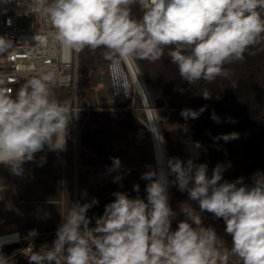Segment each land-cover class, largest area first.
I'll list each match as a JSON object with an SVG mask.
<instances>
[{"label": "clouds", "instance_id": "9594fccd", "mask_svg": "<svg viewBox=\"0 0 264 264\" xmlns=\"http://www.w3.org/2000/svg\"><path fill=\"white\" fill-rule=\"evenodd\" d=\"M133 5L139 6L138 18L132 14ZM30 10L49 29L46 36L34 37L41 45L50 42L54 49L77 54L103 48L109 60L149 62L160 60L167 48L180 78L192 87L202 80L228 77L226 64L244 61L246 52L254 54L249 50L264 42V0H31ZM11 47L10 40L0 37V53ZM61 82L56 73L41 69L14 97L0 86V166L10 175L24 178L27 163L43 167L46 155L37 160L36 154L45 147L65 150L70 125L78 115H72L67 101L56 99L53 89ZM201 96L212 98L207 90ZM204 110L186 108L180 115L197 119ZM212 119L219 120L215 113ZM221 138L234 140L239 134ZM194 145L201 148L199 142ZM110 159L108 171L119 172L120 159ZM168 167L171 181L150 169L141 174L147 181L146 198L139 195V184L133 185L135 197L115 191L99 217L88 216L98 205L97 198L72 201L60 214L49 246L35 249L38 233L35 229L28 233L29 264H228L229 257H236L238 264H264V172L253 173L252 183L246 184L243 176L223 178L230 162L217 163L210 172L206 163L173 157ZM122 179L118 174L113 182ZM170 184L187 193L179 212L169 204ZM7 190V185L0 187V192ZM205 212L223 220L230 248L212 225H205ZM93 219L95 226L90 227ZM0 264H9L2 252Z\"/></svg>", "mask_w": 264, "mask_h": 264}, {"label": "rangeland", "instance_id": "374dc122", "mask_svg": "<svg viewBox=\"0 0 264 264\" xmlns=\"http://www.w3.org/2000/svg\"><path fill=\"white\" fill-rule=\"evenodd\" d=\"M132 14L137 18L141 15L138 5L132 6ZM19 24L27 27L28 21L21 18ZM168 51L166 48L156 62L135 60L158 110L167 165L173 157L183 161L193 158L196 163H206L211 172L217 163L230 162L223 178L233 181L243 176L245 183L251 184L253 173L264 172V42L249 50L254 54L246 52L244 61L226 64L228 77H217L210 83L202 80L193 87L180 78ZM104 53L99 48L78 54L77 100L73 92L53 89L56 99L67 101L72 115H78L70 125L65 150L45 154L47 162L43 167L25 164L24 178L10 175L1 166L0 187L7 185L8 190L0 192V235L19 233L26 239L35 229L38 235L34 247L38 250L55 239L60 214L68 211L72 201L84 203L97 198L98 205L88 212L92 218L103 214L115 191L135 197L133 185L139 184V195L146 198L147 181L141 179V174L150 169L156 171L148 120L138 99L132 98L122 107L112 102L108 67L119 58L109 60ZM205 90L212 95L211 99L201 96ZM202 107L205 110L197 119L185 120L180 115L182 109L199 111ZM213 113L218 121L212 119ZM233 132L239 134L238 139L221 138ZM197 142L201 144L199 150L194 145ZM111 157L120 159L119 172L108 171ZM169 171L168 167L171 181L174 177ZM118 174H123V179L114 183ZM85 190L87 196L82 198ZM187 199L186 192L169 185L173 210L179 212V204ZM193 207L199 210L195 203ZM202 216L205 225H212L225 241V247L230 248L223 220L214 219L207 212ZM94 226L93 219L90 227ZM172 228H176V221ZM0 252L9 258V264H29L30 253L23 252L21 246L0 247ZM228 264H238L237 258L229 257Z\"/></svg>", "mask_w": 264, "mask_h": 264}, {"label": "built area", "instance_id": "2783aa9c", "mask_svg": "<svg viewBox=\"0 0 264 264\" xmlns=\"http://www.w3.org/2000/svg\"><path fill=\"white\" fill-rule=\"evenodd\" d=\"M30 9L31 0H0V37H5L12 42L11 48L0 53V79L4 81L0 86L15 96L27 78L43 69L56 73L59 80L62 81L55 88L73 92L74 98L77 100L78 54L75 52L64 53L58 47L54 49L50 42L47 45H41L39 40H35V36H46L49 29L43 19ZM21 18L28 21L27 27H22L19 24ZM115 64L116 62L111 63L108 67L111 97L117 107H122L132 99V96L130 93L120 90L117 85L114 78ZM48 153H52V151L45 147V150L37 153L36 156ZM8 234H16L17 239L11 244L0 247L21 246L23 252L29 253L27 247L30 243L29 240L22 238L19 233Z\"/></svg>", "mask_w": 264, "mask_h": 264}, {"label": "bare ground", "instance_id": "6f19581e", "mask_svg": "<svg viewBox=\"0 0 264 264\" xmlns=\"http://www.w3.org/2000/svg\"><path fill=\"white\" fill-rule=\"evenodd\" d=\"M114 78L120 90L130 93L132 98L138 99L141 102L148 120L149 130L153 142L156 172L158 175L163 173L168 179L166 148L160 131L158 110L150 89L145 82L135 60L119 59V61L115 64ZM16 239V234L0 235V246L11 244Z\"/></svg>", "mask_w": 264, "mask_h": 264}]
</instances>
